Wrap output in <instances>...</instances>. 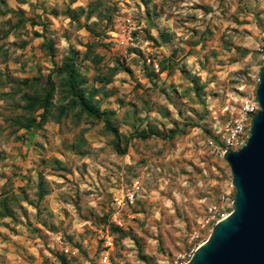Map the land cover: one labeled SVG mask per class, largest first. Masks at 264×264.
<instances>
[{
    "label": "rangeland",
    "instance_id": "1",
    "mask_svg": "<svg viewBox=\"0 0 264 264\" xmlns=\"http://www.w3.org/2000/svg\"><path fill=\"white\" fill-rule=\"evenodd\" d=\"M263 39L264 0H0V264H185L232 210L207 139ZM69 49L103 120L35 127L12 82Z\"/></svg>",
    "mask_w": 264,
    "mask_h": 264
},
{
    "label": "water",
    "instance_id": "2",
    "mask_svg": "<svg viewBox=\"0 0 264 264\" xmlns=\"http://www.w3.org/2000/svg\"><path fill=\"white\" fill-rule=\"evenodd\" d=\"M255 94L260 111L245 145L223 155L235 189L232 210L185 264H264V64Z\"/></svg>",
    "mask_w": 264,
    "mask_h": 264
},
{
    "label": "trees",
    "instance_id": "3",
    "mask_svg": "<svg viewBox=\"0 0 264 264\" xmlns=\"http://www.w3.org/2000/svg\"><path fill=\"white\" fill-rule=\"evenodd\" d=\"M46 45L50 47L49 44ZM115 73L116 69H112L110 74ZM12 83L20 94L18 100L22 105L19 108L23 114L31 116L40 111L39 120L33 124L35 127H42L48 120L60 122L62 117L73 113L103 120L102 112L98 108V99H95L101 88L84 87L86 79L80 72L72 49H69L68 54L63 57L61 66L54 67L45 77L36 76L21 81L15 80ZM56 94L59 96L57 104L53 102ZM104 120L108 130L115 133V130L109 126V121L106 118ZM16 123L19 128H29L24 123L20 125V121Z\"/></svg>",
    "mask_w": 264,
    "mask_h": 264
},
{
    "label": "built area",
    "instance_id": "4",
    "mask_svg": "<svg viewBox=\"0 0 264 264\" xmlns=\"http://www.w3.org/2000/svg\"><path fill=\"white\" fill-rule=\"evenodd\" d=\"M255 51L263 65L264 39L256 45ZM256 84H258V79ZM255 89V87L247 86L241 79L235 97L222 106L221 117L214 127V138L207 139V145L215 156L223 158L225 152L237 151L245 145L249 137L252 119L260 111ZM231 187H233L232 183ZM132 198L133 195L130 194L128 196L130 202H132Z\"/></svg>",
    "mask_w": 264,
    "mask_h": 264
}]
</instances>
